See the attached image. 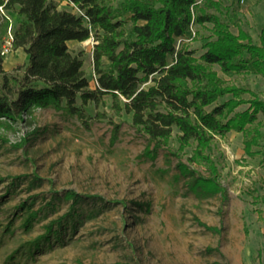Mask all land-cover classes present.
I'll return each instance as SVG.
<instances>
[{
  "label": "rangeland",
  "instance_id": "374dc122",
  "mask_svg": "<svg viewBox=\"0 0 264 264\" xmlns=\"http://www.w3.org/2000/svg\"><path fill=\"white\" fill-rule=\"evenodd\" d=\"M56 1L60 8L81 13L67 0ZM106 1L117 6L122 0ZM219 1L220 12L214 7L209 10L219 13L235 33L240 24L260 44L264 0ZM1 14L11 22L3 35L0 17L2 66L13 71L27 62V54L12 46L2 53L19 16L0 4ZM130 25L128 21V30ZM212 26L211 22L193 24L176 39V46L185 45L200 56L205 42L215 38ZM96 42L94 35L69 41L72 51L81 55L92 86ZM212 67L227 82L249 85L264 98L262 74L224 72L218 64ZM112 104L109 96L97 106L89 102V114H105L93 117L89 127L52 107L36 109L31 123L0 126V197L7 198L0 209V264H12L10 255L17 250L21 253L13 261L21 264H264L263 114L253 123L263 131L259 144L253 146L259 153H246L242 131L231 129L214 136L205 152L214 160L225 192L203 195L190 187L188 176L177 166L179 154L197 173L210 174L204 161L190 159L196 141L180 148L179 130L174 127L155 158H142L148 136L133 125L131 113H118ZM248 105L242 103L235 111ZM35 128L38 132L32 134ZM24 136L30 140L17 147ZM69 190L82 195L76 205L82 220L75 228L66 227L63 242L54 240L32 254L24 252L51 221L70 211L73 198L64 196ZM23 201L39 210L29 230L23 226L19 208Z\"/></svg>",
  "mask_w": 264,
  "mask_h": 264
},
{
  "label": "trees",
  "instance_id": "16d2710c",
  "mask_svg": "<svg viewBox=\"0 0 264 264\" xmlns=\"http://www.w3.org/2000/svg\"><path fill=\"white\" fill-rule=\"evenodd\" d=\"M67 2L78 6L81 13L60 8L56 0H0L4 8L19 16L12 27L11 46L27 54L25 64L7 71L0 52V126L31 123L36 109L52 107L78 117L89 127L93 117L105 114L91 115L86 105L93 102L97 106L109 96L115 110L131 113L133 125L148 136L142 158H155L177 127L180 148L195 140L190 159L204 161L210 172L197 173L178 152H172L179 157L177 166L188 176L190 187L203 195L224 193L225 187L217 178L218 168L205 149L216 134L236 129L244 134L246 153L261 152L253 146L259 144L263 131L253 123L260 113L264 116V98L249 85L227 82L212 65L218 64L224 72L264 76V26L260 44L236 22L238 32H233L228 21L209 10L214 7L220 12L219 0H122L117 6L106 0ZM0 17L4 35L11 22L6 15ZM206 22L213 24L215 38L205 42L200 56L185 45L176 46V39L185 36L193 24ZM91 35L97 39L93 86L81 55L69 47V41H82ZM147 82L151 83L145 86ZM226 95L229 97L219 101ZM245 102H249L247 108L235 111ZM37 132L35 128L32 134ZM28 140L29 136H24L17 147ZM64 196L73 198L70 211L51 221L43 234L27 243L24 252L32 254L54 240L63 242L61 233L66 227L71 224L75 228L82 220V214L76 212L82 195L69 190ZM6 201L0 197V209ZM19 208L23 226L29 230L39 210L26 201ZM17 252L10 255L12 264H21L13 261L21 253Z\"/></svg>",
  "mask_w": 264,
  "mask_h": 264
},
{
  "label": "built area",
  "instance_id": "2783aa9c",
  "mask_svg": "<svg viewBox=\"0 0 264 264\" xmlns=\"http://www.w3.org/2000/svg\"><path fill=\"white\" fill-rule=\"evenodd\" d=\"M11 40H12V34L10 33L8 40L3 45L2 53H5L6 51H8L10 49V47H11Z\"/></svg>",
  "mask_w": 264,
  "mask_h": 264
}]
</instances>
